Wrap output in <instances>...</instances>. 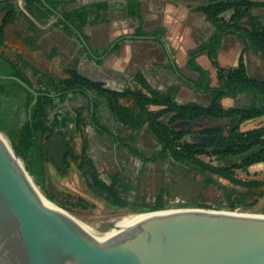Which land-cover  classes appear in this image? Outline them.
<instances>
[{"label":"trees","instance_id":"obj_1","mask_svg":"<svg viewBox=\"0 0 264 264\" xmlns=\"http://www.w3.org/2000/svg\"><path fill=\"white\" fill-rule=\"evenodd\" d=\"M65 2L26 0L30 12L25 13L16 0L0 1V74L14 75L37 92L36 99L32 103L34 95L30 90L14 79L0 77V131L2 132L0 135L20 157L19 161L23 163L37 186L43 188L46 179L45 163L48 160L47 143L59 128L64 130L60 140L64 155L79 161L78 166L82 169L86 165L94 169L92 159L86 153L88 147L86 137L83 135L81 150L77 152L71 143L72 135H69L70 129L72 133H82L84 126L92 124L99 134L107 136L112 142L143 162H153L156 159L170 160L179 163L187 171L201 175L203 188L214 185L221 188L225 195L235 194V189H227L220 183L218 180L220 177L248 189L262 187L264 192V177L243 179L236 175L237 170L247 172L251 165L264 162V123L250 128H240L242 122L264 116V78L251 77L247 73L243 56L244 51H252L264 57V25L255 23H250L249 26L243 25L245 18L250 19L249 10L252 7L264 6V0H207L194 5V9L203 12L206 20L214 27L205 41L188 51L186 65L196 70L198 75L196 78L185 76L172 59L169 67L178 73V77L185 85L206 93L209 97L206 104L197 101L178 103L174 100L178 90L176 86H169L164 91L158 90L148 83L140 71L133 75L134 87L125 86L120 90L87 77L75 66L65 68L67 76L55 77L21 52L7 47L5 28L18 15L24 16V21L29 23L26 28L29 33L23 37L27 45L33 43L35 32L41 30L36 22H44L53 15L61 25V30L67 34L78 35L83 39L82 46L88 49L85 43L88 38L83 32V27L105 13L108 1L93 0L71 9L58 10L57 5ZM125 9L128 15L139 18L142 16L140 0H125ZM226 12H229L227 16ZM163 33V27L145 31L140 25L133 32L120 36V39L111 47L103 49L100 54L117 49L120 41L127 38H152L164 45ZM226 34L235 35L243 45L237 64L229 68L221 66L217 59V51ZM55 53L56 50L53 48L48 55L52 57ZM200 54H206L210 59L219 84L212 85L208 70L196 61V57ZM241 93L250 94L249 103L242 106L222 105L223 97H236ZM78 94L86 98L85 106L71 110L59 109L62 102L71 100ZM121 98L131 99L133 103L123 104ZM102 102L105 103L112 117L122 124V129H110L100 120L98 110ZM150 105L157 108H150ZM52 109L54 111L50 114ZM165 117L166 121H164ZM200 117L234 118L235 122L226 129L221 125H209L194 130V133L210 137V140L204 143L185 139L184 136L189 131L172 126L178 121H191ZM145 123L160 145L148 155L134 143V132L139 131ZM124 128L130 130L127 136L122 133ZM202 154L212 156L216 162L204 160L200 156ZM92 178L97 187L108 193L115 205L118 207L124 205L125 199L120 197L118 192L128 188L127 182H121L118 175L113 176L110 183L100 180L95 173ZM43 191L48 199L54 201L50 193ZM76 204L87 206L86 201L79 197L76 199ZM171 207H210V205L197 200L177 201L170 205L162 197H158L154 203L137 205L134 210L144 212ZM217 208L248 210L245 206L237 209L234 201L227 206Z\"/></svg>","mask_w":264,"mask_h":264},{"label":"rangeland","instance_id":"obj_2","mask_svg":"<svg viewBox=\"0 0 264 264\" xmlns=\"http://www.w3.org/2000/svg\"><path fill=\"white\" fill-rule=\"evenodd\" d=\"M89 1L93 0L66 1L58 4L57 9H71ZM108 1L109 5L105 13L100 18L95 19L93 23L83 27L84 31L90 34L88 42L95 51H102L108 48L114 40L120 39V36L131 33L138 24H142L143 29L146 31H151L161 26L160 23L165 16L164 5L167 0H140L142 13L140 18L135 15H127L122 6V0ZM189 1L204 2L205 0ZM16 2L19 3V1ZM261 11L264 12V9ZM174 23L176 22H172V20L168 23L171 29L176 27ZM28 25L29 23L24 21V16L18 15L13 22L6 26L5 43L7 47L10 50L21 52L42 69L45 66L47 68L50 66L53 73H49L55 77L67 76L65 73L67 66H75L77 68L83 66L81 70L88 73L92 78H115L116 81L111 84L119 87L120 84L127 81L132 84V75L137 69L155 66L160 72V79L157 82L161 83V88L168 84L180 83L176 78V72L169 67L168 59L165 58L164 60L168 52L174 61L177 57L175 50L167 43L171 40L165 37V32L163 37L164 45L152 38L122 40L118 51H112L105 56V62L111 61L114 64L115 60L122 68L121 73L123 75L120 73L114 75L110 73L108 66L105 67L101 63H92L83 51L76 36L73 33L67 34L61 30V25L57 22L55 16L50 15L46 21L39 23L41 30L35 32L34 41L31 45H27L23 41V37L29 33L26 31ZM53 48L60 52L61 61L59 63H52L51 57L48 55V52ZM162 60L164 61L162 62ZM182 70L189 75H193L185 66H182ZM256 72L253 71L254 75L262 73ZM191 98L201 102L207 100L206 95L198 94L190 87L181 85L178 92H176V100L181 102ZM249 101V95H241L238 98L224 99L223 103L224 105L242 106L249 103ZM123 102L130 103V100L123 99ZM85 104V98L78 94L73 99L62 102L59 105V109L71 110L75 107L85 106ZM53 111L52 109L50 114ZM84 114L86 115V111H84ZM98 115L102 122L110 129H113L115 123L103 103L99 106ZM166 120L167 118L165 117L164 121ZM234 122V118L211 119L200 117L191 121H182L181 123L183 124L177 126L174 123L172 126L189 131L184 136L185 139L204 143L208 142L210 137L194 133V130L209 125H221L226 129V127L232 126ZM262 123H264V116L242 122L240 128H250ZM68 127L70 129L71 124ZM63 134L64 130L59 136H53L47 143L46 179L43 188L39 186H36V188L44 195L43 190L50 193L54 197V203L91 226L103 224L122 215L137 213L134 210L137 205L152 204L158 197H162L170 205L175 204L177 201L197 200L210 205L211 208L227 206L234 201L237 209L245 206L248 209L246 210L247 212L264 213V192L262 187L248 189L219 177L218 180L225 188L235 189L236 193L229 196L225 195L221 188L214 185L203 188L201 175L187 171L179 163L170 160L156 159L153 162H143L140 158L129 154L123 148L116 147L107 136L99 134L91 124L84 126L82 133H72V129L69 130V135H72L71 143L75 151L79 152L81 150L83 135L88 141L86 153L92 159L94 169L88 165L82 169L78 166L79 161H74L64 155L60 144ZM123 134L127 136L128 130H123ZM134 134V143L145 154H151L160 147L146 123ZM200 156L204 160L216 162L212 156L207 154ZM94 173L106 183H110L115 175H118L121 182L125 181L128 183V188L125 191L118 192V195L125 199L123 206L118 207L111 198L92 189L88 183L87 175L93 177ZM236 175L243 179L263 178L264 162L251 165L247 172L237 170ZM77 197L86 201L87 206L76 204Z\"/></svg>","mask_w":264,"mask_h":264},{"label":"water","instance_id":"obj_3","mask_svg":"<svg viewBox=\"0 0 264 264\" xmlns=\"http://www.w3.org/2000/svg\"><path fill=\"white\" fill-rule=\"evenodd\" d=\"M16 1L30 12L26 0ZM0 77L18 81L35 101L37 92L23 80ZM19 159L0 138V264H264V213L211 207L137 212L147 214L100 240L68 211L45 202ZM87 180L108 196L91 176ZM111 226L107 221L99 229Z\"/></svg>","mask_w":264,"mask_h":264},{"label":"crops","instance_id":"obj_4","mask_svg":"<svg viewBox=\"0 0 264 264\" xmlns=\"http://www.w3.org/2000/svg\"><path fill=\"white\" fill-rule=\"evenodd\" d=\"M106 1H108V0H106ZM122 1H123V3H122L123 5L122 6L125 9V0H122ZM206 1L207 0H205L204 2H206ZM204 2H191L189 0H167L165 5H164L165 16H164V19L160 23L161 26H159V27H163L164 28L165 37L167 39L171 40V41H169L167 43H168V45L172 46V48L175 50L176 56H177L175 58V61H174V59L171 57L170 53L168 52V53H166V56L164 57V60H165V58H167L168 59V65L170 66V59H172L174 61V63L179 67L180 71L185 76H188V77H191V78H196L197 75H198V72L196 70H193V69L189 68L186 65L188 51L190 49L194 48L195 46H197L200 42L205 41L207 39V37L210 35V33L213 31V29H214V27L211 25V23L206 20L204 13L194 9V5L200 4V3H204ZM140 4H141V2H140ZM108 5H109V1H108ZM262 9H264V6L252 7L249 10L250 19H249V17L245 18L244 22H243V25H249L250 23H255L257 25L258 24L264 25V12L261 11ZM125 11H126V9H125ZM228 14H229V12L225 13L226 16ZM129 16H131V15H129ZM171 20H172V22H176V23H174V25L176 27H174L173 29H171L169 24H168L169 22H171ZM94 21H95V19L91 23H93ZM36 23H37V25H39V23H41V22H36ZM140 25L142 27V24H138L135 27V29L138 26H140ZM83 32H84V34H86L87 38L89 39V35L90 34L87 31H84V28H83ZM75 36H76L78 42L80 43L83 51L90 58V61L92 63H94V64H97V63L100 64L101 63L105 67L108 66L110 68V73L111 74L117 75V74L120 73L121 75H123V73H121L122 68H121L120 64L117 63V61L114 60V64H112L111 61L110 62H105V60H106L105 56L108 55V53H111L112 51H118V49L120 48V43L122 41H120L119 47L117 49H114L112 51H107L105 54L101 55L100 53L102 51H95L94 48L88 42V39L85 42L86 45L88 46V49H87V48L84 47V45L82 46V44H81L82 43L81 40H83V39L79 38L78 35H75ZM163 37H164V33H163ZM130 39H147V38H130ZM117 40H118V38L111 43L110 47ZM127 40H129V38L124 39V41H127ZM242 48H243V45H242L241 41L235 35H233V34L224 35L223 38H222L220 47H219V49L217 51V59H218L219 64L221 66L227 67V68L235 66L237 64V60H238V57H239V55H240V53L242 51ZM57 51L58 50H56L55 55L50 58L52 63H59L61 61L60 52H57ZM166 51H167V49H166ZM48 54H49V52H48ZM243 56H244V60H245V63H246L247 73L251 77L264 78V74L262 75V73L264 71V57L260 56L259 54H254L252 51H244L243 52ZM97 60H100V62H97ZM164 60H162V62ZM196 61L201 66H203L204 68H206L208 70L209 76H210V79H211L210 83L212 85L219 84V83H217L218 80H217L216 70L212 66L208 56L206 54H200V55H198L196 57ZM182 66H185L186 68H188L189 72H192L193 75H189L188 73L183 72ZM43 68H44L43 70L47 71L48 73L53 71V70L50 69V66H49V68H47L46 66L43 67ZM81 68H83V66H80L77 69L82 74L86 75L87 77H89L91 79H94V80L102 81L105 85H107V86H109L111 88H114V89H118V90L122 89L125 86L134 87L135 86V82H134V78H133L134 76L133 75L137 71H140L143 74L145 79L148 81V83L152 87H154V88H156L158 90H161V91H164L169 86H176L178 88V90H179L181 85H185L182 82V80L178 77V73L176 72V78L180 81V83L179 84H174V85L168 84V85L164 86L163 88H161V86H162L161 83L157 82V80L160 79V72H159L158 69H156L155 66L147 67L146 69H141V68L137 69L136 71H134V73L132 75V84H129V82L127 81L126 83L120 84L119 87L114 86V85L111 84V83H114L116 81L115 78H110L109 79V78L102 77L100 79H95V78H92L91 76H89L88 73L82 71ZM253 71H257L256 73H260V72H262V73L260 75H254ZM125 77H126V75H125ZM213 80H215V81L213 82ZM185 86H187V85H185ZM191 89L194 90L193 88H191ZM178 90L176 92H178ZM194 91L197 92L198 94L206 95L207 96V100L205 102H201V101H199V100H197L195 98H191V99L179 102V101L176 100V93L174 95V100L176 102H178V103H184V102H187V101H197V102H200V103H203V104H206L209 101V97H208V95L206 93H201V92H198L196 90H194ZM241 95H249V99H250V94H245V93L238 94L236 97L238 98ZM236 97H223L221 99V103H222V105L224 107L232 106V105H224L223 101H224V99H227V98H236ZM123 99H128V98H121V102L123 104L131 105L133 103L131 99H129L130 103L123 102ZM85 100H86V98H85ZM86 103H87V100H86ZM102 103L106 107L105 103L104 102H102ZM149 107L150 108H157V106H154V105H150ZM107 110H108V108H107ZM110 117L112 118V120L115 123V125L113 127V130H119V129L123 128L122 124L119 123L114 117H112L111 114H110ZM99 118H100V116H99ZM91 126H92V124H91ZM123 130H128V134H129V129L128 128H124ZM122 133H123V131H122ZM114 144L116 145V147L118 146L117 143H114ZM118 147H120V146H118Z\"/></svg>","mask_w":264,"mask_h":264},{"label":"bare ground","instance_id":"obj_5","mask_svg":"<svg viewBox=\"0 0 264 264\" xmlns=\"http://www.w3.org/2000/svg\"><path fill=\"white\" fill-rule=\"evenodd\" d=\"M0 138L3 139L7 144L8 142L6 141V139L0 135ZM20 162V161H19ZM21 163V162H20ZM22 164V163H21ZM39 196L49 205H51L52 207H54L55 209H57L58 211L62 212L63 209L61 207H59L56 203H54L52 200L48 199L40 190H38L36 188ZM66 212V211H63ZM69 215H71V213H68ZM147 213H132V214H126V215H122L120 217L114 218L112 220H110L112 222V226L106 230V231H100V225L97 226H91L85 222H83L82 220L78 219L77 217L73 216V218L75 220H77L89 233H91L93 236H95L97 239L100 240H105V239H110L113 238L117 235V233H119L123 228L127 227L128 222L138 216H142V215H146Z\"/></svg>","mask_w":264,"mask_h":264},{"label":"flooded vegetation","instance_id":"obj_6","mask_svg":"<svg viewBox=\"0 0 264 264\" xmlns=\"http://www.w3.org/2000/svg\"><path fill=\"white\" fill-rule=\"evenodd\" d=\"M26 22V21H25ZM31 33V32H30ZM109 198V196H107Z\"/></svg>","mask_w":264,"mask_h":264}]
</instances>
